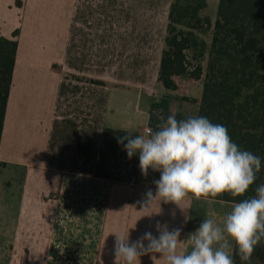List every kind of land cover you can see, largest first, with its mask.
I'll list each match as a JSON object with an SVG mask.
<instances>
[{
    "label": "crops",
    "instance_id": "1",
    "mask_svg": "<svg viewBox=\"0 0 264 264\" xmlns=\"http://www.w3.org/2000/svg\"><path fill=\"white\" fill-rule=\"evenodd\" d=\"M20 1L0 0V36L18 41L0 166L24 172L22 218L35 230L24 253L54 257L61 245L92 264L114 250L111 233L158 237L157 221L182 228L190 251L188 235L212 214L222 222L234 203L189 199L181 210L157 199L142 209L160 173L143 176L119 140L156 130L161 117L198 114L157 84L172 0Z\"/></svg>",
    "mask_w": 264,
    "mask_h": 264
},
{
    "label": "clouds",
    "instance_id": "2",
    "mask_svg": "<svg viewBox=\"0 0 264 264\" xmlns=\"http://www.w3.org/2000/svg\"><path fill=\"white\" fill-rule=\"evenodd\" d=\"M160 119L156 130L119 139L122 144L127 141L124 148L129 159L138 155L143 176L149 169L160 173L153 181L155 194L151 189L144 193L142 209L157 199L181 210L189 199L213 204L224 193L242 196L256 180L261 158L242 150L222 124L204 116ZM155 228L158 237L147 231L131 243L129 230L111 233L114 264H141L144 255H150L153 264H234L233 242L241 262L251 264L256 246L264 240V184L256 188L255 196L234 203L222 222H217L215 214L202 220L186 238L190 251L184 247L185 239H180L182 228L169 231L159 221Z\"/></svg>",
    "mask_w": 264,
    "mask_h": 264
},
{
    "label": "trees",
    "instance_id": "3",
    "mask_svg": "<svg viewBox=\"0 0 264 264\" xmlns=\"http://www.w3.org/2000/svg\"><path fill=\"white\" fill-rule=\"evenodd\" d=\"M207 7L206 0H172L157 84L167 96L196 104L197 116L222 124L242 150L261 158L245 194L216 198L238 203L264 184V0H219L214 21ZM17 50V40L0 36V143ZM197 84L200 94L188 95ZM232 257L234 264H247L235 244ZM251 264H264V240Z\"/></svg>",
    "mask_w": 264,
    "mask_h": 264
},
{
    "label": "rangeland",
    "instance_id": "4",
    "mask_svg": "<svg viewBox=\"0 0 264 264\" xmlns=\"http://www.w3.org/2000/svg\"><path fill=\"white\" fill-rule=\"evenodd\" d=\"M206 1L208 3L206 15L214 21L217 17L219 0ZM20 3L22 2L20 1ZM200 92V84H197L187 94L197 97ZM23 173L22 170L15 171L14 169H5L0 166V264H84V259L88 257L84 255L69 256L67 250L61 245L57 255L54 257L38 256L36 258V255H26L24 253L25 242L29 247L28 252L31 253L33 251L32 248L30 249L32 244L27 237L29 238L30 227L33 234L35 230L32 229L31 224H27L22 218L24 212ZM30 194L31 191L29 192ZM79 229L78 231L81 234L86 231L84 227ZM22 235L26 238L21 239ZM35 241L34 239V244ZM110 251L111 254L109 255V252L106 253V251L105 253L103 252L104 255H93L91 258L92 264H114L113 248Z\"/></svg>",
    "mask_w": 264,
    "mask_h": 264
},
{
    "label": "built area",
    "instance_id": "5",
    "mask_svg": "<svg viewBox=\"0 0 264 264\" xmlns=\"http://www.w3.org/2000/svg\"><path fill=\"white\" fill-rule=\"evenodd\" d=\"M148 130H149V129H146V130H145V134H146V132H147Z\"/></svg>",
    "mask_w": 264,
    "mask_h": 264
}]
</instances>
